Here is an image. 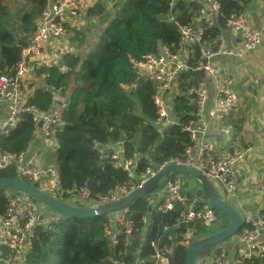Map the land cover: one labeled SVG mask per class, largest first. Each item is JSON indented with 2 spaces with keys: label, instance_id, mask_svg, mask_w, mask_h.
Here are the masks:
<instances>
[{
  "label": "trees",
  "instance_id": "1",
  "mask_svg": "<svg viewBox=\"0 0 264 264\" xmlns=\"http://www.w3.org/2000/svg\"><path fill=\"white\" fill-rule=\"evenodd\" d=\"M28 1L30 11L9 26L4 23L7 12L0 1V73L4 75L10 74L20 60L22 48L17 42L24 41L32 33L34 21L47 0ZM252 1H221L222 18L207 29L203 37L210 49L224 29L228 16L244 12ZM198 8L194 0L97 1L84 17V21L98 19L100 31L94 36L98 41L93 49H89L87 34L96 25L87 24L84 33L66 26L72 34L70 42L74 44V51L63 55L61 67L39 70L36 75L39 83L30 85L31 92L26 98L27 106L39 113L49 111L54 91H61L67 98L62 126L52 134L54 147L46 153L47 163L54 164L58 170L63 190L75 192L87 188L90 199H96L126 183L125 172L114 167L109 152L103 155L99 152V148L117 141L122 142L127 159L139 157L140 170L148 166L151 156L156 164L182 158L184 148L189 145L188 135L182 128L191 120L189 114L193 112L189 97L176 95L172 98L170 107L175 112L177 124L158 133L154 126L158 115L152 98L153 84L136 76L133 63L157 54L161 46L176 52L180 42L178 27L188 26ZM189 75L178 84L180 92L188 88L185 81ZM222 123L230 127L232 133L229 146L239 137L244 117L232 113ZM34 138L32 116L24 113L7 135H0V153L25 151ZM14 171L13 166L7 167L0 171V179H15ZM186 196L196 199L189 193ZM70 197L64 194L61 200ZM6 206L4 189H0V216L5 213ZM180 209L176 205L168 213H149L144 198L134 201L126 216L137 231L131 234L127 244L120 238L114 247L104 233L105 215L81 219L60 215L45 227L34 229L26 264H135V261L153 264L150 260L152 241L172 248L170 264H185L183 233L193 227L194 239H199L206 229L197 224L175 228ZM260 214L264 216V208ZM144 216L148 217L146 225L142 223ZM216 216L221 224L212 234L228 224L224 214L216 212Z\"/></svg>",
  "mask_w": 264,
  "mask_h": 264
},
{
  "label": "built area",
  "instance_id": "2",
  "mask_svg": "<svg viewBox=\"0 0 264 264\" xmlns=\"http://www.w3.org/2000/svg\"><path fill=\"white\" fill-rule=\"evenodd\" d=\"M97 1L103 0L46 1L34 21L32 33L24 40L26 45L21 47L20 60L10 74L0 76V106L6 109L5 118L0 121V135H7L24 113L32 116L35 137L39 134L43 140L52 138L55 130L62 126L61 117L67 105L64 93H52V104L47 113H39L28 107L26 98L39 70L57 66L65 53L74 51L75 47L71 45V35L67 27L76 28L82 25L87 10ZM194 1L199 8L193 14L191 23L178 27V50L171 52L167 47L161 46L157 54L133 63L136 76L153 84L155 92L152 98L158 115L154 126L158 133L177 124L175 112L170 107L172 98L176 95H186L190 99V96H193L190 99L193 108V112L189 114L192 116L191 120L182 128L189 139V145L184 148L182 158H170L160 164L152 162L149 158L148 166L140 170L139 157L127 159L122 142L117 141L108 147L99 148L102 155L105 151L109 152L108 156L114 167L125 172L127 182L96 199H90L87 188L75 192L63 190L59 185L56 166L52 163H42L38 154L31 150L32 142L25 151L18 154L0 153V171L13 166L16 180L25 183L28 181L39 191L72 206L94 208L128 197L168 166H185L202 172L217 195H222L220 198L223 202L232 204V208L237 206L235 169L252 154L253 149L251 146L238 147L224 157H217L214 154L215 143L205 139L209 121L222 124L223 119L232 114L238 106L233 76L226 73L215 58L226 57L240 61L246 55L257 51L264 41V13L258 27L251 24L246 9L242 13H231L221 34L215 38L213 49H210L203 37L205 31L217 25L222 18V0ZM230 34L235 38L233 44H230ZM190 43H196L200 48L198 60L193 59ZM190 60L194 62L190 64ZM236 66L239 69L240 66ZM198 72L203 75L200 76ZM188 75L185 81L188 88L180 92L178 84ZM172 92L173 97H169ZM39 122L40 127L37 126ZM221 132L229 140L227 134L230 133V127L223 126ZM184 179L183 175H176L161 180L154 191L144 197L149 213H168L179 205L181 209L174 223L177 229L194 224L207 229L214 221L218 223L216 211L208 203L197 198L188 199ZM259 190L264 196V184L260 185ZM64 194L71 197L61 200ZM4 195L7 206L5 213L0 216V264H26L34 229L38 226L45 227L60 215L33 201L24 193L6 189ZM126 211L105 214L104 233L113 247L120 238L127 244L131 234L137 231L128 220ZM147 221L148 217L144 216L142 223L146 225ZM242 223L240 230L232 237L235 243L240 245L238 254L233 259H229L223 250L217 251L216 247L207 252L208 254L197 256L194 264H264V242L260 239V233L264 232V216L260 213L254 218L242 216ZM193 231V227H188L182 235L181 244L185 248L194 239ZM150 247L153 250L150 256L153 264H170L171 247L161 246L155 241L150 242ZM137 263L138 261H135V264Z\"/></svg>",
  "mask_w": 264,
  "mask_h": 264
},
{
  "label": "crops",
  "instance_id": "3",
  "mask_svg": "<svg viewBox=\"0 0 264 264\" xmlns=\"http://www.w3.org/2000/svg\"><path fill=\"white\" fill-rule=\"evenodd\" d=\"M264 2L252 1L246 8L251 24L258 27L263 18ZM233 44V35H229ZM238 38H236L237 40ZM215 60L234 79V89L238 97V106L233 112L244 117L242 131L231 145L221 132L223 123L209 121L205 139L215 143V156L224 157L238 147H252V154L235 169L237 206L234 208L242 216L256 217L264 208V196L259 190L264 184V41L261 47L240 61L232 58L217 57ZM236 64L240 67L237 68ZM6 109L0 106V121L5 118ZM231 132V131H230ZM54 147L53 138L42 139L39 134L32 142L31 150L35 151L42 163H47L46 153ZM185 181V179H184ZM185 186V183H184ZM188 189L186 194H188ZM220 197L222 195L219 193ZM196 198V197H195ZM264 242V232L260 233ZM229 259H233L240 249L233 238L218 246Z\"/></svg>",
  "mask_w": 264,
  "mask_h": 264
},
{
  "label": "water",
  "instance_id": "4",
  "mask_svg": "<svg viewBox=\"0 0 264 264\" xmlns=\"http://www.w3.org/2000/svg\"><path fill=\"white\" fill-rule=\"evenodd\" d=\"M11 30L12 32L14 31L13 29ZM17 43L18 46L21 47H25L26 45L25 41L21 39H19ZM189 47L193 51V59L198 60L200 58V48L198 44L190 43ZM61 65L62 62L59 61L57 66L61 67ZM198 74L200 76L203 75L202 72H198ZM1 75L2 73H0V76ZM192 98L193 96H190V99ZM37 126L40 127L41 123L39 122ZM227 136L231 138L232 133H228ZM150 159L152 162H154L153 156H151ZM176 175L190 176L195 179L199 183V188L195 192V197L201 202L208 203L216 212L224 214L228 220V224L223 230L202 239H193L188 244L185 249V264H194V259L197 256L211 251L212 249L220 246L222 243L234 237L243 224L240 213L223 202L214 191L213 187L206 179L204 174L196 169L176 165L168 166L157 173L154 178L144 184L141 188L131 193L128 197L118 202L98 205L94 208H82L77 207L76 205L72 206L70 204L61 202L39 191L36 189L35 185H30L16 179H0V189H8L24 193L28 195L33 201H37L45 205L55 213L64 217H70L73 219L94 218L108 213L127 210L134 201L151 194L161 180L169 179ZM85 202L87 203V201ZM212 224L215 225L216 221H214Z\"/></svg>",
  "mask_w": 264,
  "mask_h": 264
},
{
  "label": "rangeland",
  "instance_id": "5",
  "mask_svg": "<svg viewBox=\"0 0 264 264\" xmlns=\"http://www.w3.org/2000/svg\"><path fill=\"white\" fill-rule=\"evenodd\" d=\"M0 1H1V4L5 7L6 12H7V18L4 21L6 26H9L11 24L12 25L16 24V21H18L23 14L29 12L31 9V5H30L28 0H0ZM103 1H105V0H103ZM97 22H98L97 18H92V19H89L86 21H84V19H83L82 25L76 27L78 30H82V32L84 33L85 27L87 24H92L93 26H95V25L97 26V27L92 28L90 30V32L87 34V38H88L87 40L90 43L89 49L95 48V44L98 41L97 37H94L100 31L99 30V24ZM19 35L21 36L22 34L20 33ZM70 35L72 36L71 33H70ZM71 45H74V44L71 43ZM86 52H87V50L86 51L84 50V53H86ZM38 83H39V81H38V79H36L34 84H38ZM173 95L174 94L172 92L168 96L173 97ZM183 177H185L184 183H185L186 190L188 189L189 194H191L192 196L195 195L196 190L199 188V183L190 176L183 175ZM229 205L233 206L232 204H229ZM220 224L221 223L219 222V223H216L215 225H212L211 227L207 228L205 231H203L200 234L199 239H202V238H205L209 235H212V233L218 229Z\"/></svg>",
  "mask_w": 264,
  "mask_h": 264
}]
</instances>
